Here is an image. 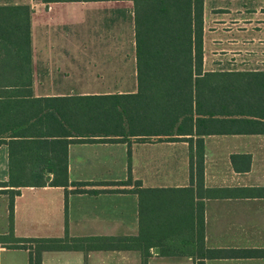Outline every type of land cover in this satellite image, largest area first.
<instances>
[{
  "label": "crops",
  "instance_id": "0c3cea01",
  "mask_svg": "<svg viewBox=\"0 0 264 264\" xmlns=\"http://www.w3.org/2000/svg\"><path fill=\"white\" fill-rule=\"evenodd\" d=\"M34 1L27 3L31 30L30 88L34 96L138 92L131 0ZM125 2L130 6L121 5ZM69 3L105 6L106 30L114 23L130 19V50L122 58L132 53L134 66L124 69L101 65V61L115 60V55L109 42L100 51L93 48V42L106 40L110 35L96 39L72 37L58 31L49 34L42 24L50 20L61 22L59 10ZM126 6L128 11L124 9ZM202 17L204 72L264 71V0H203ZM76 19L84 24L86 18L81 14ZM37 29L39 35L35 34ZM154 121L158 124L162 121L164 132H126L120 136L115 132L93 131L84 137L91 140L68 142V186L49 185L54 175L50 168V172L46 169L44 185L16 188L19 193L14 197V236L113 237L137 236L141 231L153 239L163 238V246L149 248L147 264H196L200 260L204 264H264V256L249 254L204 257L207 249H264V133L203 135V181L197 183L189 179L190 146L195 147L196 135L166 128L174 122L170 116L164 121ZM190 137L192 142L188 140ZM128 163L131 184L103 185L126 180ZM8 172V148L2 144L0 182L8 180ZM136 180L141 188L147 189L141 199L134 192ZM72 182L93 183L82 188L98 191L73 192ZM8 201V194L0 193V234L8 232ZM200 217L203 237L198 243ZM187 238L195 247L178 246ZM170 243L187 252L180 256L165 252L164 245ZM155 247L159 248L158 253ZM28 255V249L0 244V264H28ZM141 261L137 249L48 250L41 254V264H141Z\"/></svg>",
  "mask_w": 264,
  "mask_h": 264
},
{
  "label": "trees",
  "instance_id": "16d2710c",
  "mask_svg": "<svg viewBox=\"0 0 264 264\" xmlns=\"http://www.w3.org/2000/svg\"><path fill=\"white\" fill-rule=\"evenodd\" d=\"M44 2L79 0H42ZM93 1V0H83ZM138 92L36 97L30 88L31 30L27 3L0 4V145L8 148V180L0 193L8 194L9 227L0 234L1 246L28 249V264H41L48 250L137 249L147 264L149 248L163 246L140 233L137 236L17 238L13 234L14 197L19 186H41L46 169L54 173L49 185L68 186L66 144L83 142L93 131L152 134L164 132L162 121L172 117L175 131L196 135L190 146V182L203 181V135L264 133V71L223 73L202 69L203 0H131ZM146 119L140 124L135 120ZM129 129V131L127 130ZM133 129V130H131ZM138 129V130H137ZM144 129H150L142 132ZM69 138V139H68ZM109 140H124L110 138ZM193 141L192 138H188ZM128 151V160H129ZM124 181L103 185L121 186ZM142 197L147 189L134 181ZM73 192L93 183L72 182ZM120 190V189H112ZM65 191V207L67 203ZM201 231L202 217L197 221ZM201 232L197 241H202ZM178 246H192L188 238ZM165 252L180 256L187 251L164 245ZM193 252V251H192ZM231 254L264 256V249L223 251L207 249L205 256ZM196 264H204L197 261Z\"/></svg>",
  "mask_w": 264,
  "mask_h": 264
},
{
  "label": "rangeland",
  "instance_id": "374dc122",
  "mask_svg": "<svg viewBox=\"0 0 264 264\" xmlns=\"http://www.w3.org/2000/svg\"><path fill=\"white\" fill-rule=\"evenodd\" d=\"M34 0H0V4H19V3H32L34 4ZM128 5L130 3H122L121 5ZM124 7L125 10H129V7ZM112 7V6H110ZM106 7L102 4H85V6H81L76 3H69L68 5L63 6L58 15L61 17V22H56V20H50L47 24H42V27L48 28L49 34H55L56 31L59 33H66L72 37H76L77 35L86 38H107L105 36L110 35V38L106 40H98V42L93 40V48L95 50H99L107 46V42H109V46L111 51L115 55V60H111L109 63L101 61V65L106 66L105 64H109L110 67L116 68H124L129 69L133 67L132 53L128 54L126 58H122L123 53H128L130 50V41L132 40V27L131 21L117 22L111 25V29L106 30L104 27V17L106 14ZM105 9V10H104ZM84 14L85 21L84 24H79L77 22V16ZM79 28H78V27ZM38 29L39 26H37ZM35 30V34L39 35L40 31ZM59 29V30H58ZM104 42V44H103ZM75 50V49H74ZM129 131V129H127ZM133 130V129H131ZM138 130V129H137ZM150 129H144L142 132H146ZM153 237H151L152 241ZM155 242L163 243L162 237H154Z\"/></svg>",
  "mask_w": 264,
  "mask_h": 264
},
{
  "label": "water",
  "instance_id": "95a60500",
  "mask_svg": "<svg viewBox=\"0 0 264 264\" xmlns=\"http://www.w3.org/2000/svg\"><path fill=\"white\" fill-rule=\"evenodd\" d=\"M50 171H51V169L50 168H47V172H50ZM154 251L158 253L159 252V248L158 247H155Z\"/></svg>",
  "mask_w": 264,
  "mask_h": 264
}]
</instances>
